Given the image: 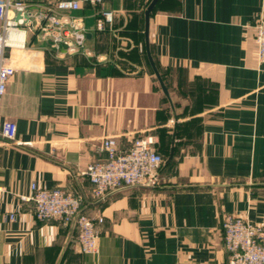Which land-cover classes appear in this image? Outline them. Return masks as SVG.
I'll use <instances>...</instances> for the list:
<instances>
[{
    "label": "crops",
    "instance_id": "crops-1",
    "mask_svg": "<svg viewBox=\"0 0 264 264\" xmlns=\"http://www.w3.org/2000/svg\"><path fill=\"white\" fill-rule=\"evenodd\" d=\"M23 1L39 10L51 0ZM113 0L112 30L97 11L79 12L85 49L67 53L34 34L12 33L16 73L0 102L17 143L0 138V264H227L222 219L264 225V64L255 23L264 0ZM26 43L25 48L21 46ZM153 137L165 158L159 185L92 196L82 176L104 157ZM62 188L98 224L99 254L83 255L74 224L40 221L22 201L31 185ZM14 215L11 220L10 216Z\"/></svg>",
    "mask_w": 264,
    "mask_h": 264
},
{
    "label": "built area",
    "instance_id": "built-area-1",
    "mask_svg": "<svg viewBox=\"0 0 264 264\" xmlns=\"http://www.w3.org/2000/svg\"><path fill=\"white\" fill-rule=\"evenodd\" d=\"M113 0H58L39 10L23 1L0 0V102L7 91L9 79L16 73L10 63L7 50L12 48L13 32L22 30L34 34L41 42L50 41L53 49L61 46L67 53H78L85 49L87 30L81 17L69 15L79 12L84 6L97 11L96 29L111 31L115 14L109 9ZM255 41L258 60L264 64V16L256 21ZM24 42L21 46L25 48ZM0 138L17 143V126L5 121ZM104 157L91 163L82 172L92 185V196L103 199L109 193L124 187L159 185V171L165 158L156 148L153 137H140L133 141L128 150H121L116 139L107 137L102 141ZM22 201L34 204L35 217L40 221L58 220L65 225L74 224L78 230L77 244L81 254H99L98 224L103 218H93L82 211L81 200L62 188H44L31 185V193L22 196ZM11 220L14 215L10 216ZM224 247L228 253L227 264H264V225H255L237 216L222 219ZM211 264V263H209Z\"/></svg>",
    "mask_w": 264,
    "mask_h": 264
},
{
    "label": "water",
    "instance_id": "water-1",
    "mask_svg": "<svg viewBox=\"0 0 264 264\" xmlns=\"http://www.w3.org/2000/svg\"><path fill=\"white\" fill-rule=\"evenodd\" d=\"M159 0H152L151 3L148 5V7L146 8L145 10V29H144V36H145V44H146V52H147V56H148V59H149V62H150V65L152 67V70L155 74V76L157 77L160 85H161V88L164 92V94L166 96H169L168 92H167V89L161 79V76L158 72V69L156 68V65L153 61V58L151 56V52H150V48H149V24H150V17H151V14L157 4ZM146 188H151V186L149 185H145Z\"/></svg>",
    "mask_w": 264,
    "mask_h": 264
},
{
    "label": "rangeland",
    "instance_id": "rangeland-1",
    "mask_svg": "<svg viewBox=\"0 0 264 264\" xmlns=\"http://www.w3.org/2000/svg\"><path fill=\"white\" fill-rule=\"evenodd\" d=\"M51 1H54V2H56V1H58V0H51Z\"/></svg>",
    "mask_w": 264,
    "mask_h": 264
}]
</instances>
